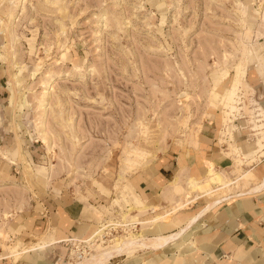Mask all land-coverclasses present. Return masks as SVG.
Segmentation results:
<instances>
[{"label":"rangeland","instance_id":"374dc122","mask_svg":"<svg viewBox=\"0 0 264 264\" xmlns=\"http://www.w3.org/2000/svg\"><path fill=\"white\" fill-rule=\"evenodd\" d=\"M255 73L264 78V0H0V257L29 259L22 220L63 187L100 223L75 243L91 248L82 261L161 235L155 218L171 207L151 214L134 177L182 165L204 134L222 158L206 180L178 176V192L229 198L259 180H225L260 159L237 155L256 148ZM75 247L58 264H80Z\"/></svg>","mask_w":264,"mask_h":264},{"label":"crops","instance_id":"0c3cea01","mask_svg":"<svg viewBox=\"0 0 264 264\" xmlns=\"http://www.w3.org/2000/svg\"><path fill=\"white\" fill-rule=\"evenodd\" d=\"M250 87V108L255 115V126L251 127L250 135L256 139V148L245 153L242 148L237 147V155L249 164L260 159L256 165L244 170L237 179L229 180L226 175L225 180L232 182L231 189L237 188L241 177H246L243 173L255 177L260 175L259 180L236 195L225 193L229 198L218 195L209 199L206 191L197 192L195 198L189 196L188 192L184 195L186 189L182 178L178 185H181L184 193L178 192V185H171L178 176L196 175L206 180L209 170L214 168L210 164L222 158L224 150L213 142L214 139L204 134L201 148L184 153L182 165L176 160L170 161L172 166L161 165L156 169V174L135 176L133 182L140 198L147 203L151 202V214L157 211L154 209L164 210L163 205L171 207L166 214L155 218L159 220L161 235L176 234L191 220L195 222L182 236L162 248L140 247L115 255L103 264H264V78L255 73ZM232 135L234 138V131ZM227 153L224 152L225 155ZM223 165L224 162L220 164ZM174 166L181 168V171L166 186L164 180L169 181L168 177H173ZM204 184L201 186L204 187ZM213 185L224 187L219 183ZM181 195L185 197L184 200L178 198ZM205 198L204 204L200 203L189 211H181ZM207 207L211 208L203 213ZM193 208L196 209L192 210ZM99 226L94 211L84 201L64 187L58 189L54 196L41 203L40 207L35 206L23 218L19 236L24 238L22 244L28 247L22 251L23 256L29 259L20 263H57L66 257L73 241L89 238ZM9 258V255L0 257V264H7L5 261Z\"/></svg>","mask_w":264,"mask_h":264},{"label":"bare ground","instance_id":"6f19581e","mask_svg":"<svg viewBox=\"0 0 264 264\" xmlns=\"http://www.w3.org/2000/svg\"><path fill=\"white\" fill-rule=\"evenodd\" d=\"M262 187H264V181H263ZM258 189H259V187H258ZM260 189H261V187H260ZM210 208L211 207H207L203 211V213L208 211ZM194 222H195V220H191L178 233L170 235V236L157 235V236L146 237V238L138 237L137 239H132V240H128V241H125V242H122L120 239H117L116 240L117 243H116V245L114 247H109V248L107 247V249L104 250V252L100 253L99 255L93 256V257H90V258L89 257L85 258L83 261L81 260L82 262L80 264H103L109 258H111V257H113L115 255H121V254L127 253L129 251H134V250H137V248L140 249V247L142 248V247L153 246V247L162 248L165 245H167L168 243H170L171 241H173V240L177 239L178 237L182 236V234L184 232H186V230L189 229ZM93 239H91L90 242H93Z\"/></svg>","mask_w":264,"mask_h":264},{"label":"built area","instance_id":"2783aa9c","mask_svg":"<svg viewBox=\"0 0 264 264\" xmlns=\"http://www.w3.org/2000/svg\"><path fill=\"white\" fill-rule=\"evenodd\" d=\"M75 243H79L80 244L81 242L80 241H73V243H72L74 246H76L75 250H78L77 253L74 254V255H72L73 251H71V253H70L73 256L72 258H75V261L76 260H81L83 257L91 254V248L89 246L82 245V247L79 248L78 245H76ZM82 244H84V243H82ZM58 263H59V261L57 263H55V264H58Z\"/></svg>","mask_w":264,"mask_h":264}]
</instances>
